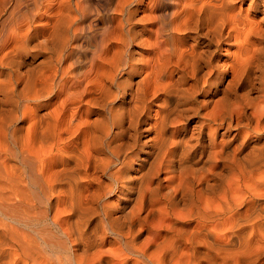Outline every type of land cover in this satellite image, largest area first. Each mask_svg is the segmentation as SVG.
<instances>
[{
  "label": "bare ground",
  "instance_id": "1",
  "mask_svg": "<svg viewBox=\"0 0 264 264\" xmlns=\"http://www.w3.org/2000/svg\"><path fill=\"white\" fill-rule=\"evenodd\" d=\"M0 264H264V0H0Z\"/></svg>",
  "mask_w": 264,
  "mask_h": 264
},
{
  "label": "rangeland",
  "instance_id": "2",
  "mask_svg": "<svg viewBox=\"0 0 264 264\" xmlns=\"http://www.w3.org/2000/svg\"><path fill=\"white\" fill-rule=\"evenodd\" d=\"M237 52V47L234 45V47L230 50L231 56H225L224 61L226 60H233L235 58V54Z\"/></svg>",
  "mask_w": 264,
  "mask_h": 264
}]
</instances>
